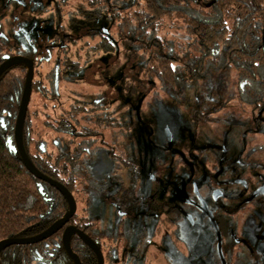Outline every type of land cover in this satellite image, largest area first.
I'll return each instance as SVG.
<instances>
[{
  "label": "flooded vegetation",
  "instance_id": "obj_1",
  "mask_svg": "<svg viewBox=\"0 0 264 264\" xmlns=\"http://www.w3.org/2000/svg\"><path fill=\"white\" fill-rule=\"evenodd\" d=\"M40 3L42 0H0V64L6 58L16 55L31 60L32 79L36 77L44 85L45 93L41 94V98L56 100L60 84L71 85L73 82L70 79L71 73L76 74L81 69V77L85 81H92L93 76L99 75L103 59L105 63L112 61L117 53L107 52L100 59L93 53L78 68L72 71L66 69L64 78H59L57 70L56 74L54 70L55 67L58 68V60H62L63 54L54 45V34H46L47 32L42 30L41 18L39 21L34 16L36 6ZM33 5L35 7H32ZM23 12H26L27 16L20 19ZM166 23L168 27L171 26V23ZM168 27L165 26L166 29ZM161 34L168 37L166 32ZM91 57L93 62L88 66ZM131 71L132 65L127 64L126 56L122 75L124 74L123 78L129 82L124 83V88L129 89L128 93L140 90L142 93H148L158 84L161 88L180 96L185 86L199 79L186 83L178 95L172 88L159 81L142 77L133 82L129 81L127 77ZM16 74L23 76L18 97L19 106L26 74L25 64L18 62L10 65L0 73V78L7 75L14 80ZM244 83L245 81L237 80L235 73L234 91L225 100L219 101L218 105H215L213 96L203 94L195 95L186 101L187 113L195 124H203L210 115L224 111L228 102H231V106L224 112H228L233 103H237L243 110V117L237 120L228 119L226 122L235 125L240 123L245 130L239 133L242 138L234 150L222 139L216 146L194 147L184 156L180 155L177 158L179 166L174 169L177 172L174 193L162 200L157 199L154 192L144 194L140 191L141 166L134 156L124 150L123 140H119L128 138V124L106 107L107 101L103 100V96H95L88 102L78 99L70 101L61 108L54 123L44 110L40 112V117L44 120L42 125L56 133L50 140L58 146L53 154L68 151L80 142V136H71L49 126L50 122L56 125L63 119L70 106L76 102H95L100 111L104 112L102 115L112 118V123L116 121L117 124L112 126L109 122L103 123L104 125L93 122L91 146L85 149L84 156L91 178L89 191L82 190L80 195L72 193L66 187L75 200V212L68 222L51 234L59 233L60 246L65 255L60 252L56 254L52 247L46 245L48 247L45 248L46 254L43 253V258L35 259L31 264H74L61 238L64 227L68 225L75 226L93 241L101 253L102 264H264V104L256 107L252 101L259 98L237 96L238 89L242 88ZM33 94L35 93L31 87L24 121L26 117L32 118V115H36L29 106ZM9 100L12 98L9 97ZM44 107L46 106L42 108ZM16 115L17 112L14 120ZM3 116L4 114H1L0 117ZM76 116L81 119L80 112ZM222 122L225 121L221 120ZM166 129L169 135V130ZM227 133V130L223 133L225 140ZM32 135L35 142H32L31 148L38 151L43 148L42 152L39 151L41 154H52L44 148L45 143L41 137H34V129ZM102 145L110 158L109 166L90 165L88 158ZM83 175L81 172L80 176ZM78 199L85 207L94 200L108 203L114 213L111 225L96 229L86 215L77 212ZM64 201L67 211L65 198ZM73 216L83 219L84 223L77 219L72 222ZM69 249L77 257L78 264H86V261L98 264L95 251L76 233L69 236Z\"/></svg>",
  "mask_w": 264,
  "mask_h": 264
},
{
  "label": "trees",
  "instance_id": "obj_2",
  "mask_svg": "<svg viewBox=\"0 0 264 264\" xmlns=\"http://www.w3.org/2000/svg\"><path fill=\"white\" fill-rule=\"evenodd\" d=\"M72 1L42 0L34 11V16L41 18L42 30L54 34V45L63 54L54 70L59 78L93 53L115 54L122 49L127 64L132 65L129 81L141 77L159 81L179 95L186 83L196 81L207 69L230 67L239 82L245 81L237 96L259 98L252 101L256 107L264 104V0H77L71 6ZM25 16L23 12L20 19ZM101 19L109 24L108 28L84 26ZM174 20L182 22L186 34L179 46L161 34L165 33L166 22ZM89 38L94 40L92 44ZM39 81L34 77L31 87L41 97L45 89ZM22 83L19 74L14 80L7 75L0 78V116L4 114L0 117V239L35 234L67 209L61 193L34 177L12 148ZM94 103L76 102L56 125L49 123L57 131L81 137L79 144L65 152L41 154L31 148L35 142L32 118L26 117L23 125V145L34 166L80 195L91 187L84 156L91 146L93 122L117 124L102 115L104 112ZM78 112L81 119L76 116ZM76 219L73 216L71 221ZM77 220L84 223L81 218ZM46 245L56 254L65 255L59 233H55L34 244L1 249L0 262L31 264L43 258Z\"/></svg>",
  "mask_w": 264,
  "mask_h": 264
},
{
  "label": "rangeland",
  "instance_id": "obj_3",
  "mask_svg": "<svg viewBox=\"0 0 264 264\" xmlns=\"http://www.w3.org/2000/svg\"><path fill=\"white\" fill-rule=\"evenodd\" d=\"M76 2L77 0H73L71 6ZM172 22L170 27L166 25L167 29L164 27V32L179 46L184 37L183 25L180 20ZM84 26L86 29H99L108 28L109 24L101 19L88 22ZM88 42L92 44L94 40L89 38ZM102 56L105 54L95 55L98 59ZM125 61L126 56L121 49L112 61L105 63L103 59L100 73L97 77L93 76L92 81H85L81 77V69L76 74L71 73L70 79L73 82L71 85L60 84L56 100H47L36 93L33 94L29 106L30 110L36 113L32 115L31 120L34 137H41L46 151L55 153L58 146L50 140L56 133L42 125L44 120L41 119L40 112L44 110L54 123L61 108L70 101L78 99L88 102L91 98L101 95L103 100L107 101L106 107L128 124V138L119 140H123L124 150L134 156L141 166L140 191L144 194L154 192L157 199L162 200L174 193L177 183V172L174 169L179 166L177 158L180 155L184 156L194 147L216 146L222 139L227 141L233 150L240 142L242 134L239 133L245 128L240 123L235 125L226 122L228 119L237 120L243 117V110L237 103H233V107L224 112L231 106V102H228L224 111L210 115L203 124H195L186 110V101L195 95L213 96L215 105L225 100L234 91L235 73L232 68L207 69L196 82L185 86L180 96L161 88L158 84L148 93H142V90L128 93L129 89L124 88V83L129 82H126L124 74L122 75ZM92 62L91 57L88 66ZM43 106L46 107L42 108ZM221 120L225 122L221 123ZM225 130L228 131L226 140L223 134ZM39 151L42 152L43 148ZM109 160L102 145L88 158V163L92 166L107 167ZM77 212L86 215L96 229L110 226L114 216L109 204L100 200H94L85 207L78 199Z\"/></svg>",
  "mask_w": 264,
  "mask_h": 264
},
{
  "label": "water",
  "instance_id": "obj_4",
  "mask_svg": "<svg viewBox=\"0 0 264 264\" xmlns=\"http://www.w3.org/2000/svg\"><path fill=\"white\" fill-rule=\"evenodd\" d=\"M18 62H22L25 64L26 74H25L24 84L19 101L18 111L13 127L14 145L12 146V148L19 154L24 166L34 177L55 187L62 194V196L65 198L67 202L68 210L61 217L53 221L47 228H45L43 231L35 235L29 237H7L0 239V249L10 244H27V243H35L37 241H40L48 237L58 229H60L66 222H68L69 218L75 212V200L71 192L60 181L50 178L45 174H43L41 171H39L30 161L23 147L22 126H23V121L25 117L27 104L29 101L30 90H31V79L33 74L32 61L19 55L6 58L0 64V73L10 65ZM72 233H76L91 249L95 251L98 264H102L101 253L98 247L93 243V241L85 233L77 229L75 226L68 225L64 227L61 238L63 241L64 248L67 250L68 254L73 258L74 264H78V259L69 249V236Z\"/></svg>",
  "mask_w": 264,
  "mask_h": 264
}]
</instances>
